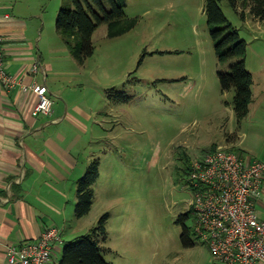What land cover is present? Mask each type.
<instances>
[{"label": "rangeland", "instance_id": "obj_1", "mask_svg": "<svg viewBox=\"0 0 264 264\" xmlns=\"http://www.w3.org/2000/svg\"><path fill=\"white\" fill-rule=\"evenodd\" d=\"M61 2L73 7L71 0L44 2L54 23ZM244 3L236 0L233 7L229 0L219 1L247 43L253 97L240 121L232 107L235 90L222 91L217 76L235 61L217 59L205 0H126L125 16L137 20L133 29L109 38L106 25L97 28L82 91L108 93L112 102H93L104 129L92 147L100 174L86 216L74 213L76 191L69 197L66 215L73 221L65 241L73 239L65 238L69 232L88 233L107 214L101 255L108 263L217 264L194 234L191 217L178 222L192 196L181 156L193 163L211 144L232 150L235 141L257 156L263 144L254 127L264 125V21L255 19ZM120 92L129 99L120 100ZM184 226L190 229L191 247L182 242Z\"/></svg>", "mask_w": 264, "mask_h": 264}, {"label": "crops", "instance_id": "obj_2", "mask_svg": "<svg viewBox=\"0 0 264 264\" xmlns=\"http://www.w3.org/2000/svg\"><path fill=\"white\" fill-rule=\"evenodd\" d=\"M44 2L0 0L4 66L17 80L10 88L0 85V264H10L9 246L33 242L47 229L58 228L64 240L67 224L73 221L66 215L69 197L97 159L92 147L104 131L97 122L100 108L93 102H112L108 93L82 91L86 61L79 64L73 58ZM32 83L47 86L53 101L50 116L32 115L37 98L21 88ZM254 128L263 136L257 156L251 147L241 148L236 141L235 149L245 160L264 161V125ZM255 206L263 217L264 186ZM75 234L69 232L65 238L80 236ZM61 250L59 245L48 264L59 262Z\"/></svg>", "mask_w": 264, "mask_h": 264}, {"label": "built area", "instance_id": "obj_3", "mask_svg": "<svg viewBox=\"0 0 264 264\" xmlns=\"http://www.w3.org/2000/svg\"><path fill=\"white\" fill-rule=\"evenodd\" d=\"M32 70H37V64ZM16 83L5 69L0 38V85L10 88ZM21 88L37 98L32 115L52 114L53 101L46 85L32 83ZM263 176L264 161L245 160L222 146L192 163L187 212L194 234L207 246L215 263L264 264V216L258 215L255 206L263 192ZM62 243L60 230L50 228L33 242L9 246L7 259L10 264H48Z\"/></svg>", "mask_w": 264, "mask_h": 264}, {"label": "trees", "instance_id": "obj_4", "mask_svg": "<svg viewBox=\"0 0 264 264\" xmlns=\"http://www.w3.org/2000/svg\"><path fill=\"white\" fill-rule=\"evenodd\" d=\"M219 1L205 0L204 13L208 25L212 28L210 34L218 61H235L227 71H218L217 76L222 91L232 88L235 90L232 107L237 120L240 121L248 114L252 101L253 78L245 65L247 43L240 38L235 27L227 20L219 6ZM229 2L236 7V0ZM71 3L72 8L65 5L60 7L55 26L61 40L79 64H83L93 55V35L99 26L106 25L107 37L115 38L133 29L137 23L135 18L125 16L126 0H71ZM246 7H249L255 19L264 21V0H245L244 8ZM119 94L120 100L129 99L123 92ZM216 146L211 144L203 150V154L213 151ZM232 151L242 157L237 149L232 148ZM181 158L184 165L183 172L188 175L192 165L191 160L186 155ZM99 168L100 161L94 159L77 181L74 213L78 218L86 216L92 208L93 186L98 179ZM188 218L190 214L187 212L180 215L178 222L183 223ZM107 221L108 215H102L88 233L65 243L61 259L57 264H111L101 255L103 251L101 243L105 241ZM183 229V244L187 247L193 246L189 238L190 229L185 226Z\"/></svg>", "mask_w": 264, "mask_h": 264}]
</instances>
